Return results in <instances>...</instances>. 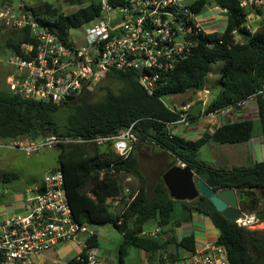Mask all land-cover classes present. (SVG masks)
Listing matches in <instances>:
<instances>
[{
	"label": "trees",
	"instance_id": "obj_1",
	"mask_svg": "<svg viewBox=\"0 0 264 264\" xmlns=\"http://www.w3.org/2000/svg\"><path fill=\"white\" fill-rule=\"evenodd\" d=\"M112 8L123 6L126 0H105ZM70 7H79L72 12L63 13L50 3L43 2L31 6L25 4L18 7L24 12L30 11L31 17L47 30L68 37L71 30L90 26L101 18L103 0H64ZM87 2H89L87 4ZM212 2L224 11L226 18L223 30L211 34L201 33L199 44L191 54L180 62L176 68L165 75L158 83L156 92L149 95L132 74L113 72L106 78L118 81L121 89L114 91L110 86L102 87L105 92L100 101L90 102L87 93L76 100L64 104L25 99L9 90L0 89V140L21 141L29 139L32 130L41 135H55L63 138H93L116 134L133 126L138 142H148L156 145L175 160L190 168L206 185L215 190L233 189L238 193L252 194L253 191L264 192V161L251 166H217L200 158L201 149L208 143L218 145H239L248 143L255 135V122L243 119L224 123L213 132L205 131L196 140H188L170 132V126L180 120L181 110L170 109L162 102L167 95H181L190 90H196L205 84V78L212 64L221 63V76L216 86L218 93L208 104L205 112L220 113L229 108L238 107L250 97H254L261 133L264 135V28L252 33L247 28L248 10L240 5L239 0H195L189 8L197 15L206 11ZM13 0H1V5L13 4ZM87 4L86 6H84ZM261 15V9H256ZM4 30H1L0 34ZM241 40H237L236 36ZM247 35V38H245ZM35 42L30 27L11 28L4 39V51L23 56L21 44ZM68 112L60 124L58 116ZM193 120L197 116L187 112ZM60 117V116H59ZM137 143V142H136ZM135 143V144H136ZM123 159L108 147L98 148L91 143H68L57 147L61 151V167L65 179V188L73 215L80 223L97 224L91 221L84 203H76L75 198H81L87 178L74 179L70 192L65 164L75 166L82 162L88 170V177H100L98 186L102 202L112 198L123 200L118 179L121 175H132L139 180V188L134 201L122 215L121 225L117 222L121 215L111 214L107 223L117 229L123 243L119 250V260L125 255V249L157 251L166 249L168 243L176 241L175 237L167 240L159 236L162 242L143 235L145 226L149 223L165 228V233L172 225L189 223L193 214L204 216L217 230L215 242L227 250L230 264H264V233L249 231L236 222L228 221L219 213L208 198L203 196L191 202H179L170 198L168 190L161 179L155 186V193L149 196L146 179L139 161L134 153ZM95 147L94 152L89 147ZM69 156V157H68ZM170 168V167H169ZM5 181L16 179L15 175H3ZM97 202V201H96ZM98 202L95 205H101ZM91 204L87 202L86 204ZM176 204H180L183 216L176 213ZM257 217L264 222V212ZM178 241V248L194 251L197 240L194 234L183 236ZM97 244L95 239L91 241Z\"/></svg>",
	"mask_w": 264,
	"mask_h": 264
},
{
	"label": "built area",
	"instance_id": "obj_2",
	"mask_svg": "<svg viewBox=\"0 0 264 264\" xmlns=\"http://www.w3.org/2000/svg\"><path fill=\"white\" fill-rule=\"evenodd\" d=\"M239 2L247 10L264 7V0ZM102 4L101 18L86 28L82 38L61 37L47 30L31 17L29 10L0 8V26L28 25L35 40L21 44L23 56L10 53L0 59L10 67L6 79L8 90L25 99L60 105L93 93L109 74L122 72L134 75L140 86L153 95L164 76L198 46L200 34H211L201 24L200 15L182 0H126L114 10L105 0ZM114 22L115 26L111 27ZM190 110L191 105L184 106L180 120L174 124L188 125L192 121L187 116ZM136 142L131 126L105 137L70 139L41 135L36 141H10L0 147L32 155L61 144L111 143L114 152L127 159ZM125 191L117 225L122 224V215L137 195ZM236 223L250 230L261 222L257 215L243 212ZM154 226V230L144 229L142 234L154 239L164 237L165 228ZM98 235L99 227L80 223L74 217L62 167L58 164L27 198L23 212L5 215L0 212V264H43L41 260L46 259L48 252L53 257L47 264H121L119 259L112 263L109 256L100 252L98 244L91 242L99 241ZM70 250L75 253L67 259ZM167 253L168 258H158L155 264H230L226 248L215 241L198 243L194 251L183 249L182 255L179 251L172 255L169 249Z\"/></svg>",
	"mask_w": 264,
	"mask_h": 264
},
{
	"label": "rangeland",
	"instance_id": "obj_3",
	"mask_svg": "<svg viewBox=\"0 0 264 264\" xmlns=\"http://www.w3.org/2000/svg\"><path fill=\"white\" fill-rule=\"evenodd\" d=\"M13 6L7 5L10 8H18L20 4L23 3L34 6L43 2L50 3L51 5L60 9L63 13L72 12L77 10L79 7H70L64 0H13ZM91 1V0H89ZM195 0H182L184 4H191ZM89 2H87L88 4ZM85 4L84 6H86ZM4 6L1 5L0 8ZM248 22L247 28L252 31H257L260 28H264V7L261 8V15H258L256 10H248ZM200 22L203 27L210 33L223 30L225 26V15L220 11L219 8L215 6L214 3L210 2L206 7V11L200 15ZM88 25H84L80 29H75L70 31L72 38H82L84 32ZM10 26H0V30H4L0 34V59L6 55H10L9 52L4 51V39L8 34ZM1 32V31H0ZM252 32V33H254ZM237 40H241V37L238 36ZM221 63L212 64L210 71L205 78V84L202 90H190L181 95H167L162 97V102L164 105L170 109L176 108L180 110L183 106L191 105L196 106L201 103L205 105V110L211 100L218 93V88L216 86L217 82L221 76ZM10 72V67L0 62V89L8 90L6 85V79ZM110 86L114 91L121 89L122 84L118 81L108 80L107 78L103 79L98 86L96 87L93 93H87L88 98L86 100L90 102L100 101L103 98L105 92L102 90V87ZM68 112H62L58 116L60 124L63 126L64 120ZM174 133L173 127L170 130ZM177 135H179L177 133ZM8 142L0 140V145L6 144ZM108 147L107 145L98 146V148ZM95 147H89L90 152H94ZM134 153L139 161L141 172L146 179L147 192L149 196H153L155 193L156 184L162 179L163 174L171 167L172 165L182 166L181 162L175 160L171 155L162 151L156 145L148 142H138L135 144ZM61 151L54 148H44L40 152L26 155L23 151L17 149H11L8 147H0V206L4 208L8 203L13 206L12 209L18 210L16 198L21 196L26 198L28 197L25 194V190L32 188L30 186L31 181H36L39 183L44 176L52 169L56 168L58 164L61 163ZM69 157V156H68ZM209 153L206 151L202 153L201 158L204 161L208 159ZM208 161V160H207ZM208 163H212L209 162ZM68 177V185L70 192H76L73 188L74 179L77 181L79 178H87V182L83 188V193L81 198L76 197V203L91 202L93 205L98 202H102V196L99 193L101 192L100 187L98 186V181L100 177L95 175L88 177V170L81 169L84 167L83 163L79 162L73 166L71 164H65ZM15 175L16 179L5 181L3 180V175ZM121 192H126L128 189L130 193H137L139 188V180L132 175H121L120 180L118 179ZM253 198L257 205L251 208L249 213L258 215L260 212H264V192L253 191ZM97 201V202H96ZM176 213L181 218L183 216L182 211L180 210V204H176ZM201 221L204 223L202 228H198L196 233H200L203 237L206 238L207 242H213L218 236L217 230L210 224L206 218H201ZM261 222V221H260ZM154 223H149L145 226V229L154 230ZM249 231L253 232H262L264 233V222H261L259 225H256L254 228H251ZM99 241L98 248L102 254H105L110 257L111 262L113 263L116 259L119 258V250L123 243V237L121 233L115 229L111 224L104 223L103 226L99 227ZM200 237V236H199ZM155 241L162 242V239L157 238ZM66 249H69L67 247ZM179 254H183V249L179 248ZM69 255L67 259L71 258L75 251H68ZM168 258V253L166 249H159L157 251H149L143 249H137L134 247H129L125 249V255L122 258V264H155L158 258Z\"/></svg>",
	"mask_w": 264,
	"mask_h": 264
},
{
	"label": "crops",
	"instance_id": "obj_4",
	"mask_svg": "<svg viewBox=\"0 0 264 264\" xmlns=\"http://www.w3.org/2000/svg\"><path fill=\"white\" fill-rule=\"evenodd\" d=\"M11 5L13 6V4ZM22 5H24L23 1L22 4L19 5V7ZM237 37L238 35L236 36V38ZM243 119L253 120L256 126L255 135L248 143L239 145H218L216 143L210 142L201 149L200 158L202 153L206 151L207 153H209V157L204 161L212 162L211 164L217 166H251L255 163L264 161V135L260 130L257 104L254 98L247 101L241 106L229 108L220 113L207 114L205 112V105H203L200 114L188 125L174 124L171 125L169 129L171 130V128L173 127L174 133L170 131L172 134L177 135L178 133L179 136L185 139L196 140L200 138L205 131L213 132L216 128L222 126L224 123L240 121ZM42 180L39 183H37L35 180L31 181L30 186L32 188L23 191L28 195V197H24L23 199V197H21L20 195L17 196L16 202L18 204L16 208H18V210L12 209L13 206L8 203L6 206H4L5 209L0 206V212L4 215L23 212L26 207L27 198H29L33 194V192H35V189L42 184ZM123 196H125V192ZM124 199L125 197H123V200H114L112 198H109V200L106 199L101 203V205L98 206L91 205L90 203L85 204V208L82 211L88 213L91 221L97 224H104L107 223L111 214H118L121 212L124 204ZM201 218L203 219L206 217L193 214V219L191 222H183L181 225H172L169 231L174 232L173 237H175L177 240L181 239L183 236L194 234L197 240V244L207 242L206 238L203 237V235L195 232L198 228L203 227L204 223L201 221ZM101 226L103 225H97V227ZM169 231H167L166 233H168ZM52 257L53 253L48 252L46 253V259H42L41 262H43V264H47L50 261L49 259Z\"/></svg>",
	"mask_w": 264,
	"mask_h": 264
},
{
	"label": "water",
	"instance_id": "obj_5",
	"mask_svg": "<svg viewBox=\"0 0 264 264\" xmlns=\"http://www.w3.org/2000/svg\"><path fill=\"white\" fill-rule=\"evenodd\" d=\"M112 10H114L112 8ZM115 17L114 14H112ZM116 23H118L116 21ZM115 22L111 24L114 27ZM247 38V35H245ZM201 84L198 90H202ZM202 104L199 103L193 106L190 113L194 116H198L202 109ZM41 134L37 130H32L30 134V140L36 141ZM179 162V161H178ZM164 185L166 186L170 198L179 202H191L200 196L208 198L216 210L223 215L225 219L231 222H236L240 214L243 212H250L251 209L245 206L249 203V195L254 194L238 193L233 189L215 191L209 188L206 183L188 167L172 165L162 176ZM174 236V232L169 231L165 234L164 238L169 240ZM168 249L172 255H176L178 252V241H170L168 243ZM108 259H106V262Z\"/></svg>",
	"mask_w": 264,
	"mask_h": 264
},
{
	"label": "flooded vegetation",
	"instance_id": "obj_6",
	"mask_svg": "<svg viewBox=\"0 0 264 264\" xmlns=\"http://www.w3.org/2000/svg\"><path fill=\"white\" fill-rule=\"evenodd\" d=\"M249 198H250L249 203L245 207L251 209V208L255 207L257 205V203L255 202L253 196L249 195Z\"/></svg>",
	"mask_w": 264,
	"mask_h": 264
}]
</instances>
